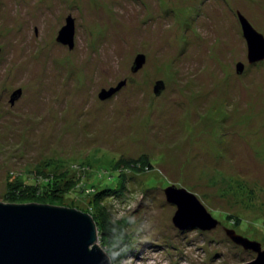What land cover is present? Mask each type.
Returning a JSON list of instances; mask_svg holds the SVG:
<instances>
[{
  "label": "rangeland",
  "instance_id": "374dc122",
  "mask_svg": "<svg viewBox=\"0 0 264 264\" xmlns=\"http://www.w3.org/2000/svg\"><path fill=\"white\" fill-rule=\"evenodd\" d=\"M238 11L264 36V0H0V202L86 213L110 264L253 260L224 231L264 249V58L248 63ZM122 171L125 189L95 198ZM49 177L61 191L35 187ZM169 186L217 225L175 227ZM98 225L136 253L110 256Z\"/></svg>",
  "mask_w": 264,
  "mask_h": 264
},
{
  "label": "water",
  "instance_id": "95a60500",
  "mask_svg": "<svg viewBox=\"0 0 264 264\" xmlns=\"http://www.w3.org/2000/svg\"><path fill=\"white\" fill-rule=\"evenodd\" d=\"M237 16L247 42L248 61L263 59L264 36L239 11ZM66 21L67 24L58 32L57 41L72 47L73 19L68 17ZM143 61L144 57L138 55L132 70L140 67ZM242 66L237 63L238 73ZM122 84L102 90L100 99L110 97ZM154 89L161 90L162 82L157 81ZM20 92V89L14 91L10 101ZM182 193L185 192L173 186L164 189L166 200L177 207L172 217L175 227L179 230L191 227L203 230L217 225L216 219L205 212L195 197ZM224 231L234 243L256 253L257 256L245 264H264V249L259 242L237 234L231 228ZM95 241L93 220L84 212L47 204L0 202V264H110Z\"/></svg>",
  "mask_w": 264,
  "mask_h": 264
},
{
  "label": "trees",
  "instance_id": "16d2710c",
  "mask_svg": "<svg viewBox=\"0 0 264 264\" xmlns=\"http://www.w3.org/2000/svg\"><path fill=\"white\" fill-rule=\"evenodd\" d=\"M123 165L125 166L124 168H128L129 171L138 172V171H141L144 169V168H141V165L145 167V162L140 161V163H139L137 159L136 160H127L126 162L123 163ZM146 165H147L146 167H149V166H151V163H147ZM123 173H124L123 171L121 173H118L116 183H114L115 184L114 186L104 185L102 188L95 189V191L93 193L95 198L101 199L103 196H105V193H108L109 195H113L115 192H121L123 188L125 189V185L123 184V182H124ZM65 181H67V180H65ZM35 183H36V184H34L35 187H37V189H40L43 192H47L50 190V191H54L56 194L58 191H61V189L58 188L57 184H55V181L52 179V177H49L48 179L46 178L44 180L37 179V181H35ZM16 186L17 185L15 183L13 185V188H12L13 191H15V192H16V189L18 188V187L15 188ZM28 186H30V185H28ZM47 188H49V189H47ZM238 222H239L238 219H234L233 223H235V225H238L239 224ZM97 231H98L99 235L102 237V239H105L106 241L109 239H110V241L113 240V245H112L113 249H110V252L108 253L110 256H112V252H114L115 254H117L118 256H121V257H124L122 255V253H126L125 254L126 256H128V255L130 256L131 254L133 255V252L136 253L135 250L131 249V247H129V245L126 244V242L130 241L127 235H126L127 237L125 235L124 236L118 235L116 238L115 237L112 238V236H115V234H113L112 231H108V229H106L104 226L100 227V225H98ZM119 231H120L119 234H123V233H121V232H123V230H119ZM102 239L99 240V243H100V245H102L104 247L105 243ZM104 248H106V247H104ZM106 249H108V248H106ZM105 255L108 257L106 252H105ZM108 259H109V257H108Z\"/></svg>",
  "mask_w": 264,
  "mask_h": 264
},
{
  "label": "flooded vegetation",
  "instance_id": "af4514ba",
  "mask_svg": "<svg viewBox=\"0 0 264 264\" xmlns=\"http://www.w3.org/2000/svg\"><path fill=\"white\" fill-rule=\"evenodd\" d=\"M240 23V22H239ZM248 63H253V62H248ZM243 70V69H242ZM242 72V71H241Z\"/></svg>",
  "mask_w": 264,
  "mask_h": 264
}]
</instances>
